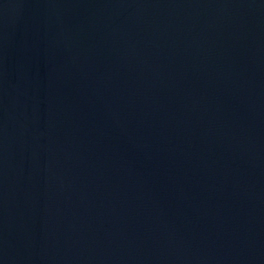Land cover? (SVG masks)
<instances>
[{
	"label": "water",
	"instance_id": "water-1",
	"mask_svg": "<svg viewBox=\"0 0 264 264\" xmlns=\"http://www.w3.org/2000/svg\"><path fill=\"white\" fill-rule=\"evenodd\" d=\"M0 264H264V0H0Z\"/></svg>",
	"mask_w": 264,
	"mask_h": 264
}]
</instances>
